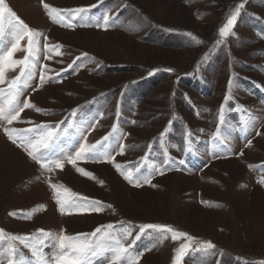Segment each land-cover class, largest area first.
<instances>
[{"label":"rangeland","instance_id":"1","mask_svg":"<svg viewBox=\"0 0 264 264\" xmlns=\"http://www.w3.org/2000/svg\"><path fill=\"white\" fill-rule=\"evenodd\" d=\"M5 3L39 34L35 76L21 101L26 97L52 113L26 109L22 122L10 127L73 125L46 150L63 163L49 172L13 145L2 131L6 122L0 124V229L5 235H29L33 244L43 240L42 255L49 258L61 230L90 234L112 224L113 235L132 233L127 246L139 226L161 224L194 238L181 264H264V184L258 182L264 180V0H43L47 10L41 0ZM241 3L235 35L218 43L219 27ZM78 8L89 9L84 15L92 26L78 21L72 28L62 26L58 13L68 18ZM105 15L107 31L94 26ZM5 29L0 47L14 39L7 19ZM45 44L59 47L49 52ZM25 54L18 51L14 59ZM42 71L53 82L32 91ZM18 74L19 66L7 71L6 79ZM222 104L225 124L214 139ZM109 134L113 138L103 141ZM98 141L97 151H109L113 162H76L93 179L66 157L80 143ZM164 150L170 167L163 164ZM115 164L134 176L140 175L139 167L140 186L125 180ZM154 166L164 173L157 174ZM143 176H150V183H143ZM66 196L101 202L102 210L61 214L56 199ZM206 241L215 249L197 251ZM184 242L146 230L135 242V250L143 253L138 264H172ZM21 254L38 264L29 249L21 247ZM0 264H7L6 258Z\"/></svg>","mask_w":264,"mask_h":264},{"label":"snow or ice","instance_id":"2","mask_svg":"<svg viewBox=\"0 0 264 264\" xmlns=\"http://www.w3.org/2000/svg\"><path fill=\"white\" fill-rule=\"evenodd\" d=\"M43 4V0H41ZM43 7L47 10L49 5L43 4ZM244 8V4H238L235 10L228 16L226 22L223 26L219 27L218 34L220 40L218 43L223 44L225 39L231 35H235L233 29L237 23L238 17L241 16V10ZM89 9L78 8L72 12L71 16L65 18L62 13L61 24L68 28L73 27V21L83 22L81 26L88 27L92 26L90 24V18L85 16ZM51 17V13H49ZM7 19L8 24L14 30V39L10 43V46L4 44L0 47V85H6V87H0V99H3V103H0V124L6 122L7 126L2 127V131L6 138L17 148L21 149L27 157L39 165L41 170H47L51 172L53 170L52 165L56 168H63V163L60 158L52 159L46 154V150L50 148L54 139L58 138L61 134H68L69 129L73 127L72 124H68L67 128H63V124L68 123L67 121L59 122L55 125L49 123L35 124L33 127L26 129H16L10 127L14 122L21 121V113L26 109H34L36 112L50 115L52 113L42 111L40 108L36 107L34 104L30 103L28 98H24L21 101V96L30 86L34 79L35 72V61L39 58V42H38V32L31 30L27 24L21 20L16 13L5 3V0H0V43H3L5 36V20ZM110 25V18L105 15L103 17V23H95V27L102 28L107 31ZM46 39V38H45ZM195 43L199 44L200 41L195 37H192ZM26 41V45L22 48L21 42ZM59 45L49 46L45 44V50L49 52H55ZM4 48L7 50L5 51ZM25 51V56L23 59H14V55L18 51ZM84 57L87 54H83ZM49 58V57H45ZM80 60L81 57H77ZM76 64V61H73ZM19 66V74L15 78L8 80L6 79V72L14 70ZM80 65H77L79 67ZM73 67V65H69ZM171 71V70H169ZM53 82L47 78L43 71L40 74L39 83L37 84L36 91L38 88L42 87L45 83ZM226 102L229 98L226 96ZM231 110V109H230ZM75 115V110L73 111ZM225 105L222 104L219 109V117L217 130L213 133L214 139H219L221 134V128L225 124ZM28 123H31L30 121ZM135 123V122H133ZM170 124L172 121L169 122ZM116 126H113V131L115 132ZM260 133L257 132V135ZM166 135V133H161V136ZM112 135L109 134L103 138V141L107 142L112 139ZM191 133L185 134V144L190 142ZM223 143V141H220ZM101 142H97L96 145H89L86 142L80 143L79 148L75 151L74 155H68L66 157V162L76 167L77 160L80 159H91L100 160L104 159L108 162H113V157L109 151H105L103 155L97 151V145ZM251 141H248V145ZM246 145V146H248ZM120 154L124 153L125 145L121 143ZM163 155L165 159L163 164L165 166H171V158L168 156L166 150H164ZM182 164L183 161H180ZM121 173L123 178L129 183H133L134 186H140V179L143 175L140 172V168L136 169L137 173L140 175L134 176L133 172L125 171L121 168L119 164L114 165ZM153 170L157 174H163L164 169L161 167H155ZM76 171L81 175L95 178L92 173L85 171L83 168L76 167ZM264 184V180L258 181ZM143 183H150V176H143ZM53 189H56V185H51ZM86 203H81L77 199H73L71 196H66L63 199L57 198L56 203L59 206V211L61 214H85L91 212H100L103 205L98 201H88L87 198H82ZM44 207V206H40ZM12 215V213H10ZM146 230H153L160 239L166 238L167 234H171V239L176 241L178 239H183L185 242L180 244L179 248L175 250V255L172 260V264H181L186 253L193 247L192 241L194 238L184 232H179L174 230L172 227L161 224H144L139 226V232L132 240V243L125 245L124 241L132 236L130 231H124L123 233H118L113 235L115 231V225L109 224L106 228L105 226H98L92 233H79L75 235H67L63 230H61L55 244L56 253L49 258H45L42 255L45 242L43 240H38L37 243L33 244L32 237L29 235H16L7 234L3 229H0V258H6L7 264H30L29 260L21 254V247L24 249H29L32 257H36L38 264H138L142 252H137L135 250V242L145 234ZM38 232H43V230H38ZM105 232V235L97 239L98 234ZM5 242L6 246H5ZM215 249L214 243L211 241L204 242L197 251H202L208 253Z\"/></svg>","mask_w":264,"mask_h":264},{"label":"bare ground","instance_id":"3","mask_svg":"<svg viewBox=\"0 0 264 264\" xmlns=\"http://www.w3.org/2000/svg\"><path fill=\"white\" fill-rule=\"evenodd\" d=\"M230 195V194H229ZM230 197V196H229Z\"/></svg>","mask_w":264,"mask_h":264}]
</instances>
